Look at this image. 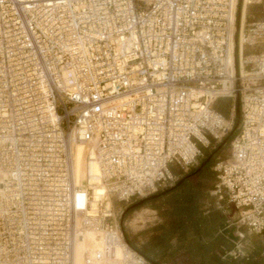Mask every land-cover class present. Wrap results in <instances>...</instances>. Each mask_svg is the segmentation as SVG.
<instances>
[{
  "label": "built area",
  "instance_id": "built-area-1",
  "mask_svg": "<svg viewBox=\"0 0 264 264\" xmlns=\"http://www.w3.org/2000/svg\"><path fill=\"white\" fill-rule=\"evenodd\" d=\"M244 4L0 0V264H77L88 234L99 246L81 264H149L114 204L173 185L216 148L235 119L221 98H239L241 123L211 194L264 231V18L242 29ZM76 143L96 183H76Z\"/></svg>",
  "mask_w": 264,
  "mask_h": 264
},
{
  "label": "rangeland",
  "instance_id": "rangeland-1",
  "mask_svg": "<svg viewBox=\"0 0 264 264\" xmlns=\"http://www.w3.org/2000/svg\"><path fill=\"white\" fill-rule=\"evenodd\" d=\"M247 14L248 23L263 19L264 0L250 5ZM237 104V98H221L217 102V108L230 118L231 108L235 106L234 116L236 117L238 114ZM238 131L239 127L237 133ZM221 143L216 144V148ZM230 143L224 144L213 158L209 171L212 179L200 182L196 180L192 184V188H201L204 195L201 211L204 212L205 225L202 227L197 228L190 222L184 223L181 219H176L173 204L168 197L161 196L158 200L132 209L125 218H123V214L126 209L142 198L128 204H114L116 220L124 227L134 246L153 260V262L147 260L149 264H264V231L255 233L249 231L245 226L239 227L237 223L239 210L228 204L227 200H219L211 194L216 181V172L212 167L218 158L228 159L230 157ZM214 149H204L205 155L199 160L198 165ZM82 150L79 148L78 165L82 163ZM189 172L178 171L179 176L174 184L156 193L171 188ZM220 219L223 223L218 225ZM210 234H213V238H215L213 244L208 239ZM98 246V239L90 235L85 245L79 243L77 253L80 255Z\"/></svg>",
  "mask_w": 264,
  "mask_h": 264
},
{
  "label": "trees",
  "instance_id": "trees-1",
  "mask_svg": "<svg viewBox=\"0 0 264 264\" xmlns=\"http://www.w3.org/2000/svg\"><path fill=\"white\" fill-rule=\"evenodd\" d=\"M240 8H241V1H240V5H239V10H240ZM237 112H238V114H240V120H239V126H240V123H241L240 106L239 107L237 106ZM236 120H237V116L235 117V124H236ZM235 124H234V127H235ZM236 133H237V130L234 132H232V131L229 132L223 140L224 143L226 144L227 142H231L233 140V138L235 137ZM212 160L209 161L208 163H206L202 167H201V164L204 161L202 163H200L198 165V167H196L194 170H192L188 174H185L180 180H178V182L174 186H172L171 188H169L167 190H164V192L165 191H167V192H165L163 195H161L162 197L163 196L168 197L170 202L173 204V209H174L175 214H176L175 215L176 219L179 218L184 223L190 222L194 225V227H197V228L205 225V223H204L205 218L203 216L204 212L201 211V202H202V198L204 195L201 192V190H202L201 188H197V187L192 188V184L196 180H198V182H200L202 180H209L211 178V173L209 171L211 168ZM161 196L149 199V200L145 201L143 204L138 205V206H135L134 205L135 203H134L133 205H131L129 208L126 209V211L123 214V218H125L126 214L129 211H131L132 209H137L140 206H143V205L150 203L154 200H158ZM206 222H208V221H206ZM222 223H223L222 219H220V221L218 222V225H221ZM122 231L124 233L126 240L129 242V244L131 246H133L134 248H137L130 241V239H129V237H128L123 226H122ZM208 239L211 240L212 244L215 242V238H213V234L208 235ZM216 241H217V238H216ZM217 243H218V241H217ZM140 252L146 257L147 260L153 262V260H151L147 254H145L141 250H140Z\"/></svg>",
  "mask_w": 264,
  "mask_h": 264
},
{
  "label": "bare ground",
  "instance_id": "bare-ground-1",
  "mask_svg": "<svg viewBox=\"0 0 264 264\" xmlns=\"http://www.w3.org/2000/svg\"><path fill=\"white\" fill-rule=\"evenodd\" d=\"M248 2L249 0H245V4L242 7V12L240 13V21L242 24V29H244L245 26V22L247 19V13H248ZM240 28V26H239ZM238 28V30H239ZM236 29L235 26H233V32ZM230 47H231V60L233 61L234 55H233V49H234V41L233 39H231L230 42ZM79 148H82V152H81V161L82 163L80 165H78V154H79ZM73 151H74V169H75V181L78 184H82L84 182L85 179H89L91 184L96 183L97 181V177L95 176L96 174H98V168L97 167H93L90 171V173L88 174V169L86 168V147L84 146V144L82 143H76L74 144L73 147ZM91 175L90 178H88V176ZM100 188L98 186L95 187L96 192H98ZM90 234H88L85 237L84 241H80L77 243L76 245V255H77V264H81L82 262V256L84 253H81L80 255L77 253V248L79 243H81L82 245H85L87 242V238H89ZM94 237V236H93Z\"/></svg>",
  "mask_w": 264,
  "mask_h": 264
},
{
  "label": "water",
  "instance_id": "water-1",
  "mask_svg": "<svg viewBox=\"0 0 264 264\" xmlns=\"http://www.w3.org/2000/svg\"><path fill=\"white\" fill-rule=\"evenodd\" d=\"M239 18H240V13L238 14V23H239ZM238 24H237V30H238ZM238 33V32H237ZM236 39H237V34H236ZM237 101H238V104H237V106L239 107L240 106V100H239V98L237 97ZM239 120H240V114H238L237 115V120H236V124H235V127H234V129L233 130H231L232 132H234V131H236L237 130V128L239 127ZM230 131V132H231ZM225 143H224V141H222V143L217 147V148H215L213 151H212V153L204 160V162L201 164V167L202 166H204L206 163H208L209 161H211L214 157H215V155L218 153V151L221 149V147L224 145ZM165 192H167V191H165ZM164 191H162V192H159V193H156V194H153V195H151V196H147V197H145V198H142L141 200H139L138 202H136L134 205L135 206H138V205H141V204H143L145 201H147V200H149V199H152V198H155V197H158V196H161V195H163L164 193H165ZM121 228H122V226H121ZM126 239V238H125ZM146 258V257H145Z\"/></svg>",
  "mask_w": 264,
  "mask_h": 264
}]
</instances>
